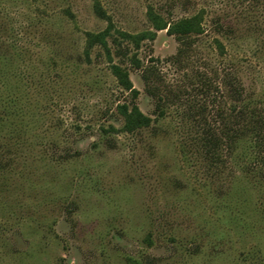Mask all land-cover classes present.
Segmentation results:
<instances>
[{
	"label": "rangeland",
	"instance_id": "374dc122",
	"mask_svg": "<svg viewBox=\"0 0 264 264\" xmlns=\"http://www.w3.org/2000/svg\"><path fill=\"white\" fill-rule=\"evenodd\" d=\"M98 1L115 36L152 31L149 7L201 13L203 33L185 47L165 31L138 50L108 43L152 120L128 134L115 108L129 94L102 48L84 53V32L107 26L92 0H0V264H243L251 250L246 264H264L256 193L229 161L204 160L199 140L233 126L234 80L264 121V0ZM231 193L250 195L232 202L244 232L218 210Z\"/></svg>",
	"mask_w": 264,
	"mask_h": 264
},
{
	"label": "trees",
	"instance_id": "16d2710c",
	"mask_svg": "<svg viewBox=\"0 0 264 264\" xmlns=\"http://www.w3.org/2000/svg\"><path fill=\"white\" fill-rule=\"evenodd\" d=\"M93 14L100 20L107 23L106 28L98 33L84 32V53L89 57V52L96 46L103 49L110 62L111 75L116 79L120 88L127 92L130 96L129 102H123L116 106V113L122 119V126L120 132L132 134L140 129L150 126L152 120L150 117L144 115L137 107L135 100L139 92L133 88L129 80L128 72L120 65L111 63V51L108 46L110 42L114 51L118 54L123 49L121 42H128L132 50H138L140 44L145 40H153L155 32L165 31L168 36H173L176 41L185 47L191 43L193 37H198L203 33L201 25L202 14L197 13L189 17L181 18L173 21L170 19L165 20L160 17L152 8L147 9V19L151 25L152 31H145L136 35H131L122 31H115L116 35L112 32V23L110 17L106 14L98 0H92ZM69 16L71 14L68 12ZM109 40V41H108ZM222 48L221 45H219ZM127 51L129 49L126 48ZM184 50L178 49L177 55L174 58L180 60ZM130 63L139 68L140 63L135 54L129 57ZM151 67H147L141 74V78L145 84V91L152 95V87L149 85V76ZM229 84V83H228ZM228 86V85H225ZM229 95L232 99L231 111H233L234 124L225 128L221 127V131L217 134L211 130L205 129L202 133L200 140L201 152L204 160L211 166L216 165L223 169L226 167L227 161L232 164L233 169L237 170V176L234 179L245 181L250 188L256 193V200L252 205L255 211L263 219L264 215V121L263 115L257 109L255 104L251 101L250 97L246 95L242 84L238 80L229 85ZM114 131L113 127L109 128ZM1 156V155H0ZM250 197V195L247 193ZM245 193L228 194L225 201L219 205V211H224L226 221L230 226H236L242 232L248 229V225H242L240 221V207H236L237 211L233 210L232 202L234 197H240V202H245L243 197ZM252 211V210H251ZM227 224V223H226ZM228 225V226H229ZM225 235L223 231H218L217 240L219 241ZM146 242L150 244V236L146 237ZM255 250L242 253L239 257V263L246 264L255 256ZM126 264H142L132 258L126 259Z\"/></svg>",
	"mask_w": 264,
	"mask_h": 264
}]
</instances>
